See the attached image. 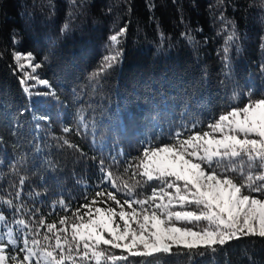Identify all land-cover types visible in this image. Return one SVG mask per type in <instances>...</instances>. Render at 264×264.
<instances>
[{
    "label": "trees",
    "instance_id": "obj_1",
    "mask_svg": "<svg viewBox=\"0 0 264 264\" xmlns=\"http://www.w3.org/2000/svg\"><path fill=\"white\" fill-rule=\"evenodd\" d=\"M232 26L238 39L229 71L223 48ZM120 28L126 32L118 37L119 63L101 72L109 36ZM29 52L48 58L33 75L49 81L58 101L30 96L26 87L46 90L35 80L20 83L14 54ZM262 65L264 0H0V215L14 231L13 221L25 219L45 243L47 224L59 227L97 190L101 160L118 185L134 184V167L124 169L138 163L145 141L163 143L190 121L210 120L241 102L249 90H264ZM41 218L43 226L35 223ZM249 257L264 264V240L232 241L191 261L169 259L249 264Z\"/></svg>",
    "mask_w": 264,
    "mask_h": 264
},
{
    "label": "snow or ice",
    "instance_id": "obj_2",
    "mask_svg": "<svg viewBox=\"0 0 264 264\" xmlns=\"http://www.w3.org/2000/svg\"><path fill=\"white\" fill-rule=\"evenodd\" d=\"M67 29L66 24L62 31ZM125 32L120 28L109 36L111 54L104 57L101 72L119 63L118 37ZM237 39L232 26L223 48L229 71L228 54ZM14 59L23 73L22 85L35 80L46 89L30 92L26 87L30 96L59 100L48 80L33 75L47 57L41 61L29 52L16 53ZM98 75L93 73L91 79ZM134 159L138 163L124 171L134 167L132 176L139 179L134 184L124 181L123 187L101 160L97 190L86 195V202L71 216L61 217L59 227L48 223L47 233L53 235L45 233L43 244L25 219L13 221L18 226L14 231L0 215L6 228V239H0V264H174L170 257L182 255L191 261L220 252L232 241L264 240V90H249L241 102L229 103L210 120L190 121L170 132L163 143L145 141ZM24 183L21 177L20 184ZM110 188L122 195L118 198ZM8 206L21 211L11 201ZM60 207L70 209L63 200ZM35 223L43 226L45 221Z\"/></svg>",
    "mask_w": 264,
    "mask_h": 264
},
{
    "label": "rangeland",
    "instance_id": "obj_3",
    "mask_svg": "<svg viewBox=\"0 0 264 264\" xmlns=\"http://www.w3.org/2000/svg\"><path fill=\"white\" fill-rule=\"evenodd\" d=\"M142 60H144V59H142ZM0 227H1V224H0Z\"/></svg>",
    "mask_w": 264,
    "mask_h": 264
}]
</instances>
